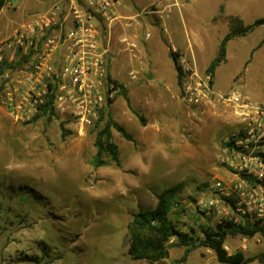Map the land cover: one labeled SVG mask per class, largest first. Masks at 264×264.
<instances>
[{
    "label": "rangeland",
    "instance_id": "1",
    "mask_svg": "<svg viewBox=\"0 0 264 264\" xmlns=\"http://www.w3.org/2000/svg\"><path fill=\"white\" fill-rule=\"evenodd\" d=\"M54 1L7 0L0 11L2 70L11 60L14 67L23 61L5 46L14 30ZM177 1L200 47L192 44L190 55L174 52L200 78L233 19L247 25L264 17V0ZM156 16L142 20L138 31L112 26L117 35H137L140 45L131 52L120 43L124 51L107 54L108 76L122 86L113 87L108 112L128 136L111 130L120 166L92 168V127L83 129L56 112L29 123L0 102V264H149L128 256V227L135 213L153 209L156 196L178 184L179 204L169 219L179 229L202 237L201 226L247 222L230 209L221 214L208 205V186L230 178L220 160L234 112L216 95L196 105L183 101ZM145 31L152 34L147 41L142 39ZM183 34L181 25L180 40L170 45L184 52ZM210 88L216 94L236 90L264 105V25L228 43ZM224 249L236 264H264V259L245 261L264 251L263 233L228 236ZM183 250L170 247L158 264H222L207 248L193 250L181 261Z\"/></svg>",
    "mask_w": 264,
    "mask_h": 264
},
{
    "label": "built area",
    "instance_id": "2",
    "mask_svg": "<svg viewBox=\"0 0 264 264\" xmlns=\"http://www.w3.org/2000/svg\"><path fill=\"white\" fill-rule=\"evenodd\" d=\"M115 4L116 0H56L14 30L5 46L19 52L23 61L14 67L11 60V66L2 70L0 57V102L16 119L30 121L51 99L54 112L85 129L108 109L115 90L107 77L103 38L119 19ZM173 7L176 0H151L144 11L162 20ZM143 37L149 39L151 34L145 32ZM124 42L131 52L138 48L135 42ZM177 61L185 75L184 102L196 105L216 95L234 112L220 160L230 178L208 186V205L221 214L230 209L264 230V105L236 90L212 92L208 75L200 78L179 55Z\"/></svg>",
    "mask_w": 264,
    "mask_h": 264
},
{
    "label": "trees",
    "instance_id": "3",
    "mask_svg": "<svg viewBox=\"0 0 264 264\" xmlns=\"http://www.w3.org/2000/svg\"><path fill=\"white\" fill-rule=\"evenodd\" d=\"M6 2L7 0H0V11L5 7ZM261 25H264V17L257 18L248 25H244L238 18L230 22L226 34L219 42L215 58L209 63L205 70V74L210 77L209 84L211 87L217 68L225 61L228 43L236 38L246 36L253 29ZM260 45L261 43L258 46ZM169 54L176 70L177 85L181 88L185 75L178 64V54L172 50L169 51ZM107 77L114 88L122 89V86L113 81L110 76ZM180 95L182 96V92ZM51 102L52 100L49 99V102L42 108L41 113L32 118L29 123L40 117L53 115L54 110ZM107 103L109 105L110 100H108ZM112 128L117 129L125 137H128L125 130L112 120L107 109L101 112L99 119L92 126V131L95 130L93 141L95 151L90 160V165L93 169L109 164H114L115 166L121 165L118 147L112 141ZM229 130L231 131L232 128ZM179 187H181L180 184L161 192L156 196L157 203L153 209L149 211H138L132 216L131 223L128 227L129 241L127 248V253L131 260L158 264L168 257L170 247L177 246L184 249L180 259L181 261H185L193 250L207 248L215 253L220 263L236 264V260L231 255H228L224 249L226 238L236 235L253 237L259 232L264 234V230L260 228L257 223L249 222L236 224L226 221L224 224H218L215 228L211 226H201L200 232L202 233V237L192 229L188 231L179 229L177 225L169 219L172 207L179 204L175 200ZM171 239L173 242H170ZM255 259L263 260L264 251L259 255L247 258L245 261L250 262Z\"/></svg>",
    "mask_w": 264,
    "mask_h": 264
},
{
    "label": "crops",
    "instance_id": "4",
    "mask_svg": "<svg viewBox=\"0 0 264 264\" xmlns=\"http://www.w3.org/2000/svg\"><path fill=\"white\" fill-rule=\"evenodd\" d=\"M176 2H177V7H173L171 9V12L165 18H163L161 21L158 20V15L154 14V15H157L156 17H157V20L159 21L158 29H159L160 33H158V35L160 36V42L163 43L164 45H166L167 50H168V54H169L170 50H172V51L178 50V51L182 52L183 54H189L190 55V54H192V44H194L198 48L200 47L198 37L194 32L190 33L189 29L187 28V25L185 22V15L183 14V10L185 9L183 4H179L177 0H176ZM148 5H149V0H116L114 10H115V13L117 14L119 19L114 21L109 26V28H108L107 32L104 34V38H103V43L107 47L108 53H113V51L114 52L117 51V53H120V52L124 51L123 49H126V48L120 47V45H121L120 43H125L124 42L125 39H126V41L129 40V41L135 42L137 44V46H140L138 41H137V39H138L137 35H135V38L127 37L124 33L121 35H117V33H114L117 31L116 30L117 28L115 27L113 30L112 26L117 24L118 26L123 27L125 30L131 29L133 31L134 30L138 31L139 27L141 25H143L142 20H145L146 18H149V16L153 15V14L145 13L144 10L147 8ZM181 25H183V28H184V34L182 37L184 39V43L186 44L184 52L182 50H179L178 48L172 47V45H170V44H172L174 39L176 41L180 40V39H178V36H177V29L179 30ZM145 32H149L151 34L150 31H145ZM166 32H168L169 34H172L171 36H173V40H172V38L168 39ZM142 39H143V41L148 40V39H144L143 36H142ZM116 47H118V49ZM171 60H172V58H171ZM123 63L124 62H121V64H123ZM107 70H108V68H107Z\"/></svg>",
    "mask_w": 264,
    "mask_h": 264
}]
</instances>
